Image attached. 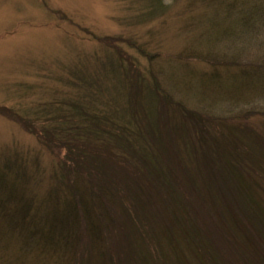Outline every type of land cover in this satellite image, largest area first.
<instances>
[{
  "label": "rangeland",
  "instance_id": "1",
  "mask_svg": "<svg viewBox=\"0 0 264 264\" xmlns=\"http://www.w3.org/2000/svg\"><path fill=\"white\" fill-rule=\"evenodd\" d=\"M250 5L245 0H0V175L7 181L0 184V264L89 260L84 237L77 252L70 246L47 254L38 235H30L36 226L45 227L51 208H63L64 190L73 180L64 167L70 162L67 144L82 138L74 129L87 131L93 117L114 121L116 128L131 122L137 100L143 123L163 129L162 93L189 112L225 119L237 139L227 140L224 158L229 161L233 154L240 162L238 182L229 186L232 193L224 190L223 198L198 205L188 188L190 178L175 169L192 216L216 244L219 258H206V249L202 264H256L242 234L249 235L252 223L240 211L251 203L256 223L264 214V25L247 23L245 17L256 9ZM171 109L178 115H164L171 116L169 122L177 120L176 142L184 150L187 141L199 161L195 131L177 108ZM108 164L131 188L121 217L108 202L118 220L109 225V231L115 227L109 247L131 250L108 258L110 264H135L136 259L138 264H200L179 238L169 247L152 234L143 252L145 243L128 215L136 212L154 232L158 217L152 192L134 175L121 176L131 173L129 167L111 159ZM8 193L10 199L4 197ZM22 205L27 225L9 231L6 224ZM260 225L264 230V220ZM68 228L61 246L69 243L73 229Z\"/></svg>",
  "mask_w": 264,
  "mask_h": 264
},
{
  "label": "trees",
  "instance_id": "2",
  "mask_svg": "<svg viewBox=\"0 0 264 264\" xmlns=\"http://www.w3.org/2000/svg\"><path fill=\"white\" fill-rule=\"evenodd\" d=\"M245 1L249 5L251 3V8H256L255 11H250L251 13L245 17L247 23L250 25H254V23L264 25V0ZM161 92L164 91L161 90ZM162 95L164 99L160 98V102H162L160 112L162 119L166 122L163 129H159L158 126L153 124L147 125L145 122L146 126L144 125L138 113L141 107L138 100L131 105L133 108V110L131 109L132 121L129 123H119L116 128L114 121L93 117L87 131L79 128L74 129L79 132V137L82 138L73 144H67L70 162L65 163L64 167L69 177L73 176V180L72 183H69V189L64 190L65 195L63 194V196H66V200L63 208L62 210H59V207L51 208V215L46 217L45 227L42 226L40 229V226H36L30 234L38 235L46 247H43V250H46L47 254L57 253V249L61 247L63 251H68L70 246H73L71 251L77 252L83 237L87 239L90 246L87 255L89 260L84 258L83 264H110L108 258L115 259L117 255L124 253L127 256L128 253H131L130 249L124 250L123 246L115 249L110 245V248L108 243L113 235L110 231L115 229V227H112L109 231V225L118 222L117 214L108 209V207L110 208L108 202L114 205L112 209L116 208L117 213L119 212L118 215L121 217L120 213L124 214L122 207L129 200L128 195L130 196L129 190L131 189L130 184L122 182V177H114L110 170L111 167H109L110 164H108L111 159L112 162H116L118 165L129 167L131 173L124 172L121 176L126 178L129 174L134 175L136 180L139 181L138 184H144L146 191L148 193L149 191L152 192V194L149 193L152 197L150 199L154 200L152 205L158 217L153 228L155 233H149L150 230L145 226L146 223L139 214L134 212L128 215L135 223V229L138 232L140 231L138 238L145 243L144 250L142 249L143 252L147 251L148 244L151 240L153 241L151 235L155 234L158 235L157 237L164 239L169 247H172L171 245L177 246L175 242L177 238L184 241L188 250L195 254L200 264L204 262L205 254L203 253L206 249L208 250V254L205 255L206 258H209L211 254H215L219 258L213 237L200 228L201 220H196L192 216V203L186 194L187 189H183L182 184L178 182L175 169L179 173L181 172L187 180L190 178V183L186 181L188 188H190L192 195L195 196V200L199 202L198 205L200 206L212 198L215 200L217 196L219 198L225 197V189L228 193H232L233 190L229 186L237 185L238 181L235 175H237V170L240 171V162L233 160V154L228 155L230 157L229 161H227V157L226 159L224 157L229 153L227 140L232 138V141L237 140L235 133L231 129L228 130L229 127L224 123L225 119H216L215 117L189 112L180 104L177 105L168 94L162 93ZM172 107L177 108L182 120L196 133L198 142V151L196 152H199V161L197 162L195 155L191 156V152L187 148V141L184 142V150L176 142L178 141V139H175L178 133L177 120L169 122L171 116L176 113L172 111ZM171 111L173 112L172 115ZM166 113L171 116H165ZM147 118L148 115H146ZM162 134L167 137L164 142L158 138ZM163 143L165 144L163 145ZM164 151L169 152L170 159L164 154ZM75 155L77 157H74ZM195 162L197 164L201 163V166L196 167ZM69 163L74 164L75 167H69ZM170 163H172L174 169ZM3 175H0V184L2 183L5 186L7 181ZM238 188L235 190H238ZM4 189L7 190L6 187ZM239 194L243 195L240 192ZM11 196L8 193L4 197L10 199ZM92 201H94L93 206L90 205ZM246 205L248 204L246 203ZM20 207L23 208H17L12 219L9 220V224H6L9 231L14 229L22 231L24 226L27 225V223H24L28 215L27 207L25 205ZM250 207L251 203L244 207L246 211H240L242 215H245L246 220L252 223L249 235L253 234L255 240H250V237L247 238L249 236L247 233L245 235L242 233L243 242L246 247L250 246L252 249L256 264H264V230L260 225V221L264 220V214L259 215L258 223L256 221L252 222L256 212ZM5 208L7 210L8 205ZM68 226L73 229L70 240H68L69 243L61 246L60 240L69 237L65 234ZM103 235L106 236V239L103 238ZM106 244L108 250H106ZM38 248H41V246H38ZM153 249L155 250L154 246ZM137 252L138 243L136 242L134 256ZM104 255H107V257ZM138 261L136 259L135 264H138Z\"/></svg>",
  "mask_w": 264,
  "mask_h": 264
}]
</instances>
